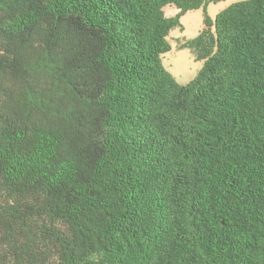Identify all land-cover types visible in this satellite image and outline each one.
Returning <instances> with one entry per match:
<instances>
[{"label":"trees","instance_id":"obj_1","mask_svg":"<svg viewBox=\"0 0 264 264\" xmlns=\"http://www.w3.org/2000/svg\"><path fill=\"white\" fill-rule=\"evenodd\" d=\"M220 1L0 0V264H264V0Z\"/></svg>","mask_w":264,"mask_h":264},{"label":"rangeland","instance_id":"obj_2","mask_svg":"<svg viewBox=\"0 0 264 264\" xmlns=\"http://www.w3.org/2000/svg\"><path fill=\"white\" fill-rule=\"evenodd\" d=\"M243 0H223L218 3H210L206 7L208 16L213 20L215 15L230 6ZM165 16L171 17L177 13L175 6H166L163 9ZM182 30L173 28L167 36L170 50L161 55V64L180 85L188 83L194 78L203 62L197 61L191 49L182 45L195 38L204 28L203 13L201 9L186 12L180 19Z\"/></svg>","mask_w":264,"mask_h":264},{"label":"water","instance_id":"obj_3","mask_svg":"<svg viewBox=\"0 0 264 264\" xmlns=\"http://www.w3.org/2000/svg\"><path fill=\"white\" fill-rule=\"evenodd\" d=\"M208 30H210V28H208Z\"/></svg>","mask_w":264,"mask_h":264}]
</instances>
